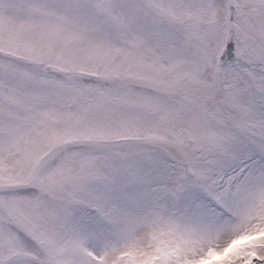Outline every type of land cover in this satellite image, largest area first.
Returning a JSON list of instances; mask_svg holds the SVG:
<instances>
[{
  "label": "snow or ice",
  "instance_id": "snow-or-ice-1",
  "mask_svg": "<svg viewBox=\"0 0 264 264\" xmlns=\"http://www.w3.org/2000/svg\"><path fill=\"white\" fill-rule=\"evenodd\" d=\"M0 264H264V0H0Z\"/></svg>",
  "mask_w": 264,
  "mask_h": 264
}]
</instances>
